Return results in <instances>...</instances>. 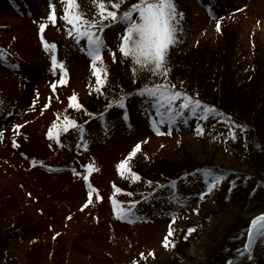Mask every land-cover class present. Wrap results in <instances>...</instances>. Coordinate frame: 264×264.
Segmentation results:
<instances>
[{
    "label": "rangeland",
    "instance_id": "obj_1",
    "mask_svg": "<svg viewBox=\"0 0 264 264\" xmlns=\"http://www.w3.org/2000/svg\"><path fill=\"white\" fill-rule=\"evenodd\" d=\"M217 1L220 12L231 11L225 18L222 15L221 23L210 19L207 8L196 0H174L176 38L184 43L167 50L166 66L174 70L167 78L183 89L199 91L202 99L232 109L263 132L264 0ZM117 2L123 11L134 0ZM76 5L73 12L104 25L96 32L104 41L98 62L106 69L102 90L87 55V38L77 40L72 25L63 18L68 8L65 0H0V264H205L212 251L208 249L216 247L235 217H253L264 208L249 211L263 201L243 211L246 208L232 200L219 204L213 196L199 200L196 196L204 190L201 177L188 175L191 171L167 177L166 172L203 161L204 155L210 165L240 170L236 176L242 179L241 172L248 170L245 157L235 160L238 157L229 153L235 150L232 141H227L225 150L211 134L217 128L213 113L198 111L193 116L185 110L176 116L179 121L159 124L153 98L141 93L124 102L130 107V125L124 108L122 113L112 102L104 115L81 123L82 134L78 128H69L62 130L59 142L50 138V129L58 133L55 128L66 126L58 122L59 117L84 118L88 111L105 107L110 96L116 100L124 92L133 93L138 85L162 82L161 76L142 70L121 53L122 22H100L98 0H76ZM105 6L111 8L110 0ZM228 40L232 55L222 62L217 54ZM45 41L56 48L45 47ZM209 56L217 57L218 68L208 64ZM74 93L83 108L70 106ZM176 123L187 128L173 129ZM200 123L204 133L197 141L192 130ZM137 142L140 149L128 157ZM236 145L249 152L247 143ZM256 149L251 148L250 154ZM256 155L264 158L262 150ZM122 159L138 170L139 180H132L127 172L120 174L116 165ZM87 163L93 165L87 183L99 190L91 197L83 180L82 166ZM150 176L154 184L148 182ZM177 176L175 182L165 183ZM117 187L125 190L118 193L122 201H138L127 219L114 212L111 193ZM254 255H264V239Z\"/></svg>",
    "mask_w": 264,
    "mask_h": 264
},
{
    "label": "snow or ice",
    "instance_id": "obj_2",
    "mask_svg": "<svg viewBox=\"0 0 264 264\" xmlns=\"http://www.w3.org/2000/svg\"><path fill=\"white\" fill-rule=\"evenodd\" d=\"M65 2L68 8L63 18L72 25L77 40L81 37L87 38V55L91 58L94 75L96 76V83L101 86V89L98 90H102V85L106 82L103 75L106 69L99 67L97 62L102 60L101 49L104 41L96 34L102 27V24L97 20L87 19L78 11L73 12V7L78 8L76 0H65ZM106 2H108V0H98L100 22L107 19L110 22L120 21L126 25L122 42L119 45L121 53L125 57H130L134 65H139L142 70H150L153 74L162 77V82L147 85L139 90L142 95L146 94L153 98L152 102L157 109V115L160 117L158 123L164 124L165 120L172 122L177 115L184 113L185 110L190 111L193 116H195L198 111L207 114L214 110V105H205L198 97H193L183 90H178L174 84L167 82V74L169 72V68L166 66L167 50L169 45L176 41V32L178 28V13L174 0H134L127 9L122 11V13H118L117 11V9L120 8V4L117 0H110L111 8L105 6ZM134 13L135 16L133 15ZM217 26L219 27V24ZM44 27L45 24H40L41 29ZM44 43L45 47H50L52 49L56 48L54 43L51 45L46 41ZM51 59L53 68H55L57 64V55L55 51L52 52ZM132 71L133 74H135L136 68L133 67ZM59 82L63 83V79L61 78ZM53 87H55V84H53ZM177 101H179L178 107H173ZM69 103L74 109L83 108V105L78 102L75 93L69 97ZM114 103L123 106V97L116 100ZM203 118L206 119L207 116L205 115ZM65 124L66 126L62 129L63 131H67L69 128H78L81 134L85 131L81 123L70 116L65 117ZM153 126L157 127L155 123ZM197 129L201 130L199 124L197 125ZM157 131H159L158 127ZM48 136L50 138H56L59 142L58 133L54 136L51 129L48 132ZM232 137H235V130H232ZM140 147L141 144L137 142L128 153V157H132ZM82 167L85 169L83 180L87 183L89 180L88 170L93 169V165L87 163ZM116 167L121 175L127 172L132 180L135 181L140 179V175L128 165L125 159L120 160ZM218 179L219 178L212 179L211 183L207 185L209 190L215 186ZM173 187L176 186L173 185ZM88 188V196L91 197L93 191L91 190L92 185L90 183L88 184ZM115 190L117 193L125 191L119 187ZM201 195H203V193H201ZM137 203L138 201L135 199L130 201H117L114 199V212L120 219H127L130 215L134 214V206ZM124 204H128L129 206L125 207L123 206ZM255 233L264 234V214H259L251 220L248 228L249 238ZM168 234H172L171 228H169ZM164 243L167 244V238ZM244 247L246 248L247 245H244Z\"/></svg>",
    "mask_w": 264,
    "mask_h": 264
},
{
    "label": "trees",
    "instance_id": "obj_3",
    "mask_svg": "<svg viewBox=\"0 0 264 264\" xmlns=\"http://www.w3.org/2000/svg\"><path fill=\"white\" fill-rule=\"evenodd\" d=\"M183 43H184L183 38L182 39L180 38L175 42L177 46L182 45ZM175 44L169 45V48L170 49L174 48ZM228 44H230L229 40L225 41V44H221L222 47L220 49V52L218 51L213 52L214 56L217 54V52L219 53L217 54V56L219 55L221 57V59L219 60L222 62L228 58L227 57L228 55H232L231 54L232 50L230 48V45ZM254 45L255 47H257V43H255ZM189 48L191 49V47ZM183 52L185 53L186 50ZM216 58L213 59V56L212 58L210 56L207 57V60H209L208 64H211L213 68L219 67V65L215 60ZM168 73L169 76L172 77L174 70L170 69ZM167 79L169 82L172 81V83L176 86L178 90H183L189 93L193 97H198L206 105L215 106V109L219 113V118H218L219 120L216 123L217 124L216 130L211 132V134H215V137L218 140H220L218 142L221 144L223 143L224 146H226L225 150L229 148L228 147L229 144L227 143V141H232L231 145H235V150L229 151V153H231L232 155L234 154L233 156L238 157L235 158V160H238L239 158L243 159L245 157L243 161L245 163V167L247 164V169H248L246 170V172H241L243 173L244 176V178L241 179L239 176H236V173H239L240 170H238L239 171L238 172L236 170H233L231 167L221 166L219 164L210 165L208 164L210 162L207 161V159L203 155L202 156L203 161H199L198 163L190 161L185 165L174 168L173 170H168L166 172L168 174L167 177L171 176V174L174 173H180L181 171L188 172L195 169H204L206 173H209L210 170V174L213 175L212 179H216V178L219 179L217 180V183L211 190L209 189L207 190L206 195L203 197L202 200L205 201L209 197L213 196L215 202L219 204L223 199L229 197V199L227 200H232V204L235 203L240 208L241 207L246 208L243 209V211L248 210V208L250 207V205H252V203L255 204L258 203L257 201H263V205L257 206L256 208L251 209L249 212H256L257 210H261L262 208H264V158H260L261 159L260 160L259 157L256 155V154L259 155L261 150L264 153V131L262 130L263 132H261L260 128L257 129V126L253 125L251 122H248L246 119L240 117L237 114V112H234L232 109L226 108L224 105L218 103L216 104V102L213 101L211 102L209 100L200 98L197 94L199 93V91L197 92L193 90L191 91L188 88L183 89L180 87L181 85L180 86L177 85L174 80H170L169 78ZM139 86L141 85H138L137 87ZM231 124H234L236 129L240 130L238 132H235L234 138L232 137V134L231 135L226 134V132L231 131V127H230ZM194 133H193L194 136L197 137V141L203 139L202 138L204 133L203 129L196 130L194 131ZM238 142L247 143L249 152H246L247 149L244 148V146L242 145H240V147L237 146L236 144ZM251 148L252 149L257 148L256 150H258V152L250 154ZM240 154H245V156ZM170 180L171 179L166 180V182ZM154 181L155 179L153 177H151V179L148 180V182H151L152 184L155 183ZM145 186L146 185H143V188H145ZM207 212L208 211H206L205 213L206 216L208 215ZM239 220L240 219L236 216L235 222L229 224L227 228L225 227L226 228L225 234L222 235V239L218 242L216 247L212 249H208L209 251L210 250L212 251H210V255H208L206 263L208 261V264H245L246 261H249V263L252 264V261L255 260L256 264H264V255H261L260 257H255L254 254L250 255L245 251L243 247V242L245 239L249 218L240 221ZM191 237H185V239L187 238V240H192L193 237L192 238ZM183 244L184 245L186 244V240Z\"/></svg>",
    "mask_w": 264,
    "mask_h": 264
},
{
    "label": "water",
    "instance_id": "obj_4",
    "mask_svg": "<svg viewBox=\"0 0 264 264\" xmlns=\"http://www.w3.org/2000/svg\"><path fill=\"white\" fill-rule=\"evenodd\" d=\"M261 235H262L261 233H255L250 238H249V235H247V240H246L245 245H247L246 249L249 252H253L254 251L256 243H257V241H258V239L260 238Z\"/></svg>",
    "mask_w": 264,
    "mask_h": 264
},
{
    "label": "bare ground",
    "instance_id": "obj_5",
    "mask_svg": "<svg viewBox=\"0 0 264 264\" xmlns=\"http://www.w3.org/2000/svg\"><path fill=\"white\" fill-rule=\"evenodd\" d=\"M225 20H226V19H225ZM221 22H222V21H220L219 23H221ZM191 45H192V44H191ZM179 66H181V65H178L177 67H179ZM182 66H183V65H182ZM181 68H182V67H181ZM183 68H186V66H183ZM172 70H173V69H172ZM260 108L263 109L264 107L261 106ZM225 199H226V198H225ZM225 199H223V201H226V200H227V199H226V200H225ZM263 211H264V210H262V211H258L257 213H262ZM255 214H256V213H255ZM205 235H206V234H205ZM83 242H85V240H83ZM183 246H184V244H183Z\"/></svg>",
    "mask_w": 264,
    "mask_h": 264
}]
</instances>
